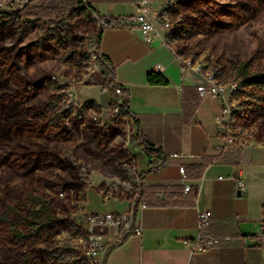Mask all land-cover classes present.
<instances>
[{"label":"rangeland","instance_id":"1","mask_svg":"<svg viewBox=\"0 0 264 264\" xmlns=\"http://www.w3.org/2000/svg\"><path fill=\"white\" fill-rule=\"evenodd\" d=\"M175 1L180 13L170 12L166 19L173 29L179 24L193 27L173 42L181 58L189 54L202 73L217 75L226 83L223 85H235L233 62L252 58L254 65L264 68V0ZM45 3L0 0V51L5 48L14 55L25 31L21 21L7 13ZM200 3L211 6L213 20L199 23L194 21L200 17L197 12L183 10L184 5ZM89 13L95 19L96 15ZM222 23L231 28L219 30ZM95 33L84 16L65 12L43 19L26 38V43L55 47V54L48 53L50 57L39 62L11 58L15 75L13 71L8 75V69L2 74L0 57V215L4 204L24 192H33L50 202L57 219L72 222L69 230L51 240L29 242L23 248L5 245L0 229V264H17L52 247L66 250L65 261H73V257L81 260V236L73 224L79 227L78 222L82 223L89 212L112 211L118 203L127 200L129 206L141 198V180L149 160L132 119L121 109L123 100L115 89L102 86ZM51 82L61 85L59 92L52 89ZM18 83L28 96L18 92ZM57 93L63 95L60 108L65 110L66 106L70 112L51 121L53 113L46 107ZM242 97L233 93L235 110L242 101L252 103V107L245 105L249 109L256 107L255 99ZM231 128L234 155L244 163L264 166V120L260 140L255 139L253 128ZM69 204L75 206L71 213L67 211Z\"/></svg>","mask_w":264,"mask_h":264},{"label":"crops","instance_id":"2","mask_svg":"<svg viewBox=\"0 0 264 264\" xmlns=\"http://www.w3.org/2000/svg\"><path fill=\"white\" fill-rule=\"evenodd\" d=\"M87 1L95 15L115 25L103 31L98 52L114 71L137 121L140 143L152 155L141 180L142 235L121 238L117 230H106L103 264H264V166L240 160L228 142L231 132L218 131L221 105L197 89L205 84V74L184 71L159 27L152 43L144 40L134 21L135 0ZM151 73L168 84L151 85ZM172 153L183 157L166 158ZM179 166L187 170L185 183ZM154 167L159 170L148 172ZM185 185L191 187L188 193ZM118 204L112 211L129 208L127 200ZM202 211H209L212 220L200 230ZM200 235L220 242L192 255L189 243Z\"/></svg>","mask_w":264,"mask_h":264},{"label":"trees","instance_id":"3","mask_svg":"<svg viewBox=\"0 0 264 264\" xmlns=\"http://www.w3.org/2000/svg\"><path fill=\"white\" fill-rule=\"evenodd\" d=\"M210 7L211 6L200 3L194 5L193 7L184 5L183 10L188 11L190 9L194 12H197L200 17H197L194 19V21L203 23L208 19H214L212 14L213 11ZM65 12H72L73 14L84 16L89 24H92L93 28L96 30L95 35L98 44L103 31H97V27L95 26L96 20L92 18L89 13L94 11L89 5L88 1L87 3H84L83 0H46L45 5L42 6L26 5L20 10L7 13L9 16L14 17L13 19L18 20L19 22L21 21L22 27L25 31L23 32L17 47H15L17 49L15 50L14 55H9L7 49L5 48L1 49L0 57H2V74L4 71L7 73L8 69L10 71L8 75H11L12 71V75H15L12 63L10 67L11 58L12 60L18 59L26 63L39 62L49 58L50 54L48 53L53 52V54H55V47L44 48L35 44L26 43V38L29 33L40 27L43 19L52 18V16L58 17ZM170 12L173 14H179L180 10H177L175 4L167 9V15ZM184 26L179 24V26L175 27L174 29L172 28L171 32L165 38V42L168 46L174 49L173 42L175 40H181V38L184 36L183 34L189 33L193 28H191V26ZM217 28L223 31L231 27L222 23L221 25L217 26ZM176 54L179 57L181 56V53L176 52ZM95 56L97 58V63L102 70V86L105 89H115L118 87L119 85L115 83L114 71L107 66L105 57L99 54L97 45ZM183 57L185 59L190 58L191 56L189 54H185ZM231 69L236 76L234 83L237 85V89L234 91V96H248L256 100V107L250 109L245 107V105L251 106L252 103L248 104L245 101L240 102L238 109H236L232 115L231 126L236 129L253 128L255 130V139L260 140L262 124L264 120V68H259L258 66L254 65V60L251 58L247 61L231 63ZM215 76L217 78V75ZM44 81H46V79H44ZM51 81L54 82L53 80ZM148 81L151 85L168 84V81L164 77L154 73L149 74ZM52 82L49 83V85L52 87V89L55 88L53 89L55 92H59L61 85H55ZM219 82L221 83V81ZM17 86L18 92H23L24 88H22V90L20 89L21 84L18 83ZM23 95L28 96L29 94L23 92ZM57 95L58 96L56 98H52V100L48 101L46 107L48 111L53 113L51 121L64 118L70 112L69 109H66V106H64L65 110L60 108L63 95L60 93H57ZM91 104L95 105L94 102H91ZM121 109L130 116L134 125H136V128H138L137 121L132 117L130 111L128 110L127 98L123 100ZM137 134L140 139L138 129ZM145 150L147 156L151 158L152 155L149 153L150 148L148 145L145 146ZM157 170H159V167L150 168L148 169V172ZM126 198L130 199L131 197L127 196ZM69 205L67 211L71 213L75 209V206ZM71 226L72 222H70L68 219L59 220L56 218L55 212L53 211L50 202L47 201L44 196L33 192H24L20 194L13 202L4 204L3 212L0 215V229H2L4 232L3 242L8 247L14 248H23L27 246L29 242H47L51 240L52 237L60 235L65 230H69ZM73 226L75 231L79 233L81 237H85V233L81 230V228L74 224ZM65 252V249H60L58 247L47 248L44 253L38 255V257L31 258V256H28L25 259L18 261L17 264H86L83 251H81L83 258L78 260L77 257H73V261H65L63 259V254Z\"/></svg>","mask_w":264,"mask_h":264},{"label":"built area","instance_id":"4","mask_svg":"<svg viewBox=\"0 0 264 264\" xmlns=\"http://www.w3.org/2000/svg\"><path fill=\"white\" fill-rule=\"evenodd\" d=\"M175 2V0H135L138 13L134 17V21L146 42H153L158 34V27L165 33V37L171 32L173 27L166 19L167 9L172 7ZM95 20L98 32L115 26L113 22L104 17L96 15ZM172 50L176 53L173 48ZM180 59L184 71L191 69L197 72H202L201 67L195 65L190 58L184 59L180 57ZM204 74L206 82L205 84L198 86V92L202 97L209 95L220 103L222 113L216 118L217 129L221 133L230 134L232 115L235 112L232 103V95L237 89V85H223L217 80L213 73ZM52 79L56 80V77L52 76ZM114 91L115 94L122 99L124 96L123 89L118 86ZM69 106H71V104H69ZM224 117H227V120H225ZM228 142H232V139L229 138ZM182 157L183 155L179 153L166 155V158L168 159H180ZM151 163L157 164L154 159H151ZM179 175L183 183L188 180L187 170L184 166H179ZM239 186L240 188H244V183L241 181ZM190 189L191 187L189 185L184 186L185 193H188ZM144 208H146V206L139 200L136 204L130 203L129 208L124 211H96L87 213L83 219L84 221L82 223L78 222L79 227H81L85 233V237H81L79 240L83 246V254L86 264H103V238L106 230H117L121 238L130 235L141 236L142 225L139 220V212ZM211 220L212 216L209 211L200 212L199 229L203 230L208 227L211 224ZM219 242L220 239L218 238L200 235L189 243L191 254L203 253L212 247H216Z\"/></svg>","mask_w":264,"mask_h":264},{"label":"bare ground","instance_id":"5","mask_svg":"<svg viewBox=\"0 0 264 264\" xmlns=\"http://www.w3.org/2000/svg\"><path fill=\"white\" fill-rule=\"evenodd\" d=\"M117 204V203H116Z\"/></svg>","mask_w":264,"mask_h":264}]
</instances>
